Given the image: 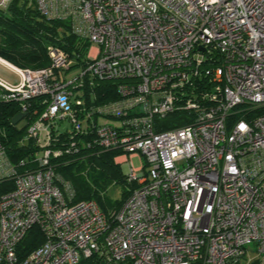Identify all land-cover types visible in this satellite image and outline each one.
I'll return each mask as SVG.
<instances>
[{"label": "built area", "instance_id": "built-area-1", "mask_svg": "<svg viewBox=\"0 0 264 264\" xmlns=\"http://www.w3.org/2000/svg\"><path fill=\"white\" fill-rule=\"evenodd\" d=\"M35 1L98 48L70 81L61 74L73 60L56 47L43 69L0 59L19 77L0 79V104L19 106L43 150L38 169L20 172L0 133V264H240L252 245L264 264V0ZM87 76L115 84L118 98L87 107L76 95ZM39 97L46 109L33 120ZM179 112L188 124L161 131ZM61 129L123 152L138 187L111 217L72 203L52 159L79 148H51ZM33 230L41 243L24 253Z\"/></svg>", "mask_w": 264, "mask_h": 264}, {"label": "trees", "instance_id": "trees-1", "mask_svg": "<svg viewBox=\"0 0 264 264\" xmlns=\"http://www.w3.org/2000/svg\"><path fill=\"white\" fill-rule=\"evenodd\" d=\"M50 47L64 51L73 60L72 69L79 68L84 71L88 67L91 43L88 39L76 35L68 21L47 18L39 11L35 0H13L7 10L0 9V59L21 69H43L51 63ZM214 66L213 62L208 63L209 68ZM92 81L88 76L85 77L83 88L76 90L77 96L81 90L84 91L87 107L118 98L115 84H98L94 79ZM211 89L212 84L208 82L207 90ZM92 95L96 100L91 99ZM46 100L47 97H39L32 101L29 116L33 117V120L46 109ZM19 114L17 104H0L1 140L11 162L20 172L36 170L39 168L38 155L43 150L34 139L27 137V123L22 128L18 126L20 123L13 125V120ZM187 116L188 112L171 115L163 122L161 131L187 125ZM58 132L60 135H53L58 140L51 144V148L68 147L71 142H75L79 148L78 152L64 153L52 159L56 173L73 187L75 195L72 203L95 201L101 210L111 217L121 209L138 187L137 184L129 182L121 164L117 162L123 152L117 149L105 150L98 145L89 147L88 143H93L95 134L78 135L71 141L73 133L66 129ZM22 161L25 162V167H20ZM118 185L124 190L118 200L112 201L107 197V193L112 186ZM36 233L37 230H33L25 240L24 253L33 251L41 243L42 238L39 233L35 236ZM32 236L38 239L36 245L30 243ZM254 264H260V260Z\"/></svg>", "mask_w": 264, "mask_h": 264}, {"label": "rangeland", "instance_id": "rangeland-1", "mask_svg": "<svg viewBox=\"0 0 264 264\" xmlns=\"http://www.w3.org/2000/svg\"><path fill=\"white\" fill-rule=\"evenodd\" d=\"M98 47L96 45H91L90 48V52H89V56L90 53L93 55L96 51ZM81 69L79 68H73L72 70H70L69 72L66 73H62V81H64V78H66L67 81L73 80L75 79L77 76H79L81 74ZM0 79L6 82H9L11 84H15L17 81H19V77L18 75L12 71L11 69H9L7 66H5L4 64H2L0 62ZM27 123L26 120L20 122V124L18 125L19 128H22L23 126H25ZM70 124L68 122H65L64 124V128L69 127ZM145 162V159L141 157H135L133 158V163L135 168H140L142 166V163ZM123 187L118 185V186H112L108 193H107V197L109 199H111L112 201L118 200L121 197V194L123 192ZM255 246H250L247 247L248 251L246 256L242 259L240 264H254L257 260L260 259L259 254L257 253V251L254 250Z\"/></svg>", "mask_w": 264, "mask_h": 264}, {"label": "water", "instance_id": "water-1", "mask_svg": "<svg viewBox=\"0 0 264 264\" xmlns=\"http://www.w3.org/2000/svg\"><path fill=\"white\" fill-rule=\"evenodd\" d=\"M204 52L205 50L202 49ZM26 117L25 114H19L14 120H13V125H18L24 118Z\"/></svg>", "mask_w": 264, "mask_h": 264}]
</instances>
